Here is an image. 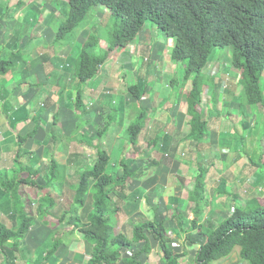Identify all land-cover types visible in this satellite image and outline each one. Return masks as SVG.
<instances>
[{"label": "crops", "instance_id": "1", "mask_svg": "<svg viewBox=\"0 0 264 264\" xmlns=\"http://www.w3.org/2000/svg\"><path fill=\"white\" fill-rule=\"evenodd\" d=\"M92 14L95 19L106 17V11L101 7L94 8ZM3 28L0 23V37L3 36L8 42L9 32L6 33ZM156 30L143 28L128 46L109 52L107 61L100 65L96 77L87 84H81L78 80L77 62L89 35L88 30L72 43L52 44L53 34L47 30L44 33L47 43L40 36L30 44L28 32L25 45L20 40L19 48L27 49L23 55L26 58L24 68L19 73L11 72L4 79L13 81L17 74H21L30 79L26 84L32 86H21L19 83L21 89L29 86L28 91L23 89L27 96L19 94L18 86L10 91L6 88L3 93L0 90V222L8 227L18 223L11 198L16 188L4 189V185L11 183L6 188L16 187L12 185L19 176L21 159H17V150L21 146L20 135L30 133L37 127L36 134L23 147L29 152L44 148L41 161H50L45 152L48 148L49 156L54 158L52 120L49 117L55 114L61 119L60 134L65 136L57 150L63 151L58 154L62 155L61 158L65 157L66 162L58 163L70 168L65 175L61 170L58 180L65 179L66 183L68 179H79L80 169L92 168L100 151L108 153L110 157L108 173L120 174L121 161L126 159L134 175L126 188L111 193L113 207L118 210L114 217L115 230L132 238L136 224L164 220L172 237L170 248L177 253L189 251L187 256L179 259L178 264H199L196 256L200 244L206 240L203 229L216 227L231 216L237 206L254 208L264 204L261 202L264 198V147L259 149L258 146V139L262 142L261 137L264 136L258 133L257 122L247 119L245 107H239V86L234 84V88L232 83L224 80L229 78L235 82L238 79L220 72L218 84L209 81L206 86L203 98L208 95L207 102H203L198 109V119L189 115L186 95L191 86L187 83L182 88V82L178 87L174 85L176 80L182 79L179 77L182 68L180 65L177 67L171 57L167 56L166 67L157 62L160 59L155 53L157 46L165 49V45L155 41L154 34L158 36ZM21 36L25 38V34ZM108 43L109 40L101 46L103 51L107 50ZM165 44L170 47V44ZM226 82L228 84L225 85ZM137 84L140 86L139 93L133 94L130 86ZM221 85H225L224 90ZM174 90L178 91V98L172 94ZM20 97L27 98L26 102L23 103ZM237 98L240 100L235 101ZM218 100L221 104H218ZM21 109L22 117L27 115V120L20 121ZM35 109L40 111L41 118H38L40 113H34ZM139 110H145V125L133 144L125 134L132 120L139 116ZM79 114H83V117ZM204 122L207 123V132H200L197 127ZM75 143L81 149L91 147L94 153L74 151L75 147L71 144ZM117 149L119 153L115 152ZM72 153L78 156L71 159ZM22 162L30 163V157L25 154ZM201 173L205 176L206 204L193 228L195 203L190 199V193ZM27 175L25 172L20 176ZM38 178L46 180V175ZM65 183L62 182V185ZM59 187L54 189V193ZM73 190L72 199L75 198L76 188ZM63 191L64 188L59 191L60 195H51L52 201L58 204ZM37 201L39 198L31 204L35 210L31 229L17 246L11 244L0 248V264H87L91 259L93 244L83 237L76 222L78 219L83 223L89 221L94 204L92 196H85L83 207L72 209L70 206L63 209L61 215L60 211H53L61 205L55 203L48 208L50 201L43 205L44 210L41 208L42 213L37 215ZM56 231L51 244L54 246L59 242L60 245L55 253L47 256L53 247L48 248L45 244L50 243ZM146 235L149 248H144L145 242H135L132 247L123 248L119 264H126L124 258L135 254L140 264H167L159 241L147 231ZM216 264L247 262L241 259L239 250H235Z\"/></svg>", "mask_w": 264, "mask_h": 264}, {"label": "trees", "instance_id": "2", "mask_svg": "<svg viewBox=\"0 0 264 264\" xmlns=\"http://www.w3.org/2000/svg\"><path fill=\"white\" fill-rule=\"evenodd\" d=\"M68 4L65 18L57 31L56 44L67 33H73L75 38L85 26L92 25L93 28L94 23L91 19L94 18L92 11L95 6L107 7L120 21L115 33L109 36L107 50L103 51L101 48L102 39L99 33L92 31L86 38L77 62V75L81 84H87L93 80L98 74L100 65L109 58V52L132 43L149 21L160 29L166 39L176 40L171 58L175 64L183 67L184 74L182 79L176 80L174 85L178 87L179 82H182L183 88L189 83L188 80L192 79V87L186 95L189 115L198 119L200 116L198 109L203 103L206 86L209 81L215 84L217 76L204 71L214 51L217 48L230 47L232 48L231 65L237 70L239 85L242 86L239 96L241 107L246 104L256 105L259 106L260 113L264 114V86L262 85L264 0H69ZM75 32L77 33L74 34ZM33 39L34 37H30V44ZM19 46L20 38L17 36H13L7 43L3 42V48L0 49V77L7 76L11 72H19V67L24 66L25 50ZM23 83L26 81L21 80L20 84ZM139 88L138 84L130 86L133 94H138ZM79 102L78 99L77 104ZM23 109L20 110V121L27 120V115L22 117ZM139 112L137 120L131 123L125 134L133 144L136 143L145 125V110H139ZM80 116L83 117V114ZM60 120L58 114L53 115L51 137L56 143L60 140ZM206 126L207 123L204 122L198 125L197 130L200 132L206 130ZM36 130L37 127L28 134L20 135V145H24L30 137H33ZM20 148L17 152V159H21L19 176L15 178L12 185L16 187L6 188L11 183L4 185V189L16 188L11 198L18 223L16 226L8 227L0 222V248L11 244L17 246L26 237L34 223L35 210L31 204H34L33 201L39 197H32L30 202H25L22 190L29 185H37L38 177L46 171L45 183L40 184V187L49 188V194L39 199L43 202L50 199L49 208L56 203L55 200L52 201L51 195L55 189L54 183L58 182V177L62 174L61 165L56 160H52V165L47 171L46 165L37 167L36 159L39 160V156L35 154V151L23 152L22 146ZM25 154L30 157V163L22 162ZM98 155L99 158L92 168L82 171L72 203L74 208L83 207L85 196L88 194L94 200L89 221L83 223L81 219H78L76 222L83 237L93 244L91 259L87 264H119L122 249L132 247L135 242H145L144 248H149L146 231L159 241L167 264H178L179 259L187 256L189 251L177 253L170 248L169 243L172 237L164 220L136 224L132 238L115 230L114 217L118 210L113 207L111 193H117V189L126 188L134 173L129 170L126 159L121 161L120 174L108 173L107 167L110 161L108 153L100 151ZM77 156L74 153L70 154L71 159ZM25 172L29 175L20 176ZM190 199L195 203L193 220V228H195L206 204L203 173L197 176ZM41 207L43 203L38 205L39 213H42ZM202 232L206 235V240L200 244L196 256L197 263L214 264L216 261L229 257L238 247L239 256L247 264H264V204L254 208L237 206L231 216L223 219L216 227L205 228ZM59 245V242L55 243L47 256L55 253ZM137 257L138 255L135 254L130 258H124V261L126 264H140L136 260Z\"/></svg>", "mask_w": 264, "mask_h": 264}, {"label": "rangeland", "instance_id": "3", "mask_svg": "<svg viewBox=\"0 0 264 264\" xmlns=\"http://www.w3.org/2000/svg\"><path fill=\"white\" fill-rule=\"evenodd\" d=\"M68 1L69 0H0V16H1L0 17V23H1V27L4 26L3 29H5L6 33L9 32L10 34H12L14 36L19 37L20 40L22 39L23 40L22 45H25V39L27 38V32L29 33L30 37H32V38L34 37L32 43H34L35 40L37 38H39L40 36H42L44 43H47L48 40H47V37L45 36V34H46L45 31L47 30V32L49 34H53V39L51 42L54 45H58L60 43H65V42L72 43L73 42L72 39H75L77 36H79L82 32H84L86 30H88V34L92 33V31L95 33H99V35L102 39L101 45H103L108 41L109 36L112 35V33H115V29H116V27H118L120 21L116 18V16H114L111 13L110 10L107 9V7L99 5V6H95L94 8H96V7L103 8L104 11H106V17H105V19H100V18H97V19L92 18L91 19V20L95 19L94 28H98V30L95 31L92 28V25H88V26H85L84 28H82L79 32L77 31L78 34L75 36V38L73 36V33H67V35L65 37H62V40L58 44H56L55 39H56V36L58 34L57 31L59 30L60 25L65 18L66 9H68V7H69ZM99 16L100 15H98L97 17H99ZM1 19H2V21H1ZM37 27H39V29H37ZM148 27H152V28L157 29L156 31L158 33V36L156 34H154V39H155V41H158L159 43H162L163 45H165V49L163 47L157 46L158 51H156L155 53L160 58L157 61V62H159V65H161L163 63V66L166 67L167 66L166 62L168 61L167 56L169 58L171 57V52L173 50V47L175 46V39L174 38L166 39L165 36L163 35V33L160 31V29L157 26H153V24L150 23L149 21L145 24L144 28H148ZM21 30H22V32H21ZM77 32H75L74 34H76ZM9 33L7 35V38L10 41L13 37L11 35H9ZM22 34H25V38L23 36H21ZM2 37L3 36L0 37V49L3 48V42L4 41L7 42V40H5V38H2ZM30 37H29V40H30ZM153 42H154V40H153ZM165 42L170 44V47H169V45L165 44ZM44 43H42L38 46H41ZM44 49H49V48L45 47ZM231 55H232V48L231 47L226 48V49L217 48L214 51V53L210 59V62L204 71L210 75H216L217 76L215 78L216 79L215 84H218L217 80H220V78H219L220 72L226 73V76L231 77L232 79H238L239 78V75L237 74V70L231 65ZM2 59H4L3 55H2ZM176 65L178 66L180 64H176ZM180 67L182 68V71L179 73V77L182 78V76L184 74V70H183V67L181 65H180ZM22 68H23L22 66L19 67V69H22ZM209 70H210V72H209ZM17 73H19V72H17ZM15 74L16 73H14V75ZM4 77L5 76H3L2 80L0 81L1 93H3L6 88H8V91H10L17 86L19 87V83L21 80H22V82L23 81H26V82L29 81L30 82L29 78L23 77L21 74H17L16 78L14 77V80L9 81V82H7L6 81L7 78L4 79ZM224 80L228 81V83H232L231 85L234 88H235L234 84H237L239 86L238 91H237V95L239 93H241L242 86L239 85V80L238 81L236 80L235 82H232L229 78L224 79ZM190 81H189V84L192 87V79H190ZM221 82H224V81H221ZM228 83L226 82L225 85ZM24 84L30 85V84H26V83H23L20 85L22 86ZM225 85H221L222 90H224ZM262 85L264 86V78L262 79ZM30 86H32V85H30ZM18 89H19V94L21 96L22 95L27 96L28 93H26V91L29 90V86L23 87V89H26V91H23V89H21V87H19ZM172 92H173L172 94H174V97L178 98V91L174 90ZM15 96L19 98V96H17L16 94H15ZM207 96L208 95L204 96V98H203L204 104H206V102H207V100H206ZM235 97H237V96H235ZM40 98H41V96L39 97V99ZM20 99H22L23 103H25L27 100V98H21V97H20ZM239 100H240L239 98L235 99V101H239ZM186 103H187V101H186ZM219 103L221 104L220 100H218V104ZM239 107H241V106H239ZM242 107H245V109L247 110V112L245 114L247 116V119L254 120L256 122L258 121V123L256 124V127L258 128V133H260L261 135L264 136V118H262L264 116V114L260 113L259 106H256V105L251 106V105L246 104V105H243ZM232 112H233V114H235V111H232ZM34 113H37V115H38V113H40V111L38 112V110L35 109ZM39 117L40 118L42 117L41 113L39 114ZM49 120L53 121V116L49 117ZM136 120L137 119L135 118L134 120H132V122H134ZM260 120H261V122H260ZM60 123H61V121H60ZM22 125L23 124H21V126ZM62 135L60 134V140L65 139V136H62ZM61 137H62V139H61ZM261 138H263V140H264V137H261ZM60 140H59V142H60ZM258 140H259L258 146H259V149H261L264 147V141L260 142V139H258ZM59 142L56 143L53 139V150H54L53 157L54 158H52V159H51L52 156H49V153H48L49 149L46 148L45 153H46L47 158L50 159V161H46V162L41 161L44 148H42V149L36 148L35 149V154L39 156V160L36 159V162L38 163L37 164L38 168L43 167L45 165L47 167L48 166L50 167L52 165L53 159L57 160V162H59V163H63L64 161L66 162L65 157L61 158L62 155L58 154L59 152L63 153V151L57 150V146H58ZM71 145L75 147L74 151L82 152L85 150L88 154L94 153V150L91 147L84 146V147H82L83 149H81V148H78L76 146V143L71 144ZM21 146H22L23 152H25V148L23 147V145H21ZM17 152H19V150H17ZM115 152L119 153L120 151H119V149H117ZM247 152H250V150L247 149ZM251 152H253V151L251 150ZM60 165H61V170H62L63 174L65 175V173H67L68 170L70 169V168H68L69 165L68 166L62 165V164H60ZM49 167H48V169H49ZM48 169H47V171H48ZM262 171L263 170H261V172ZM44 173H45V171L43 172V175H44ZM81 173H82V170L80 169V175H81ZM40 179H42V178H40ZM40 179H38L39 183H37V185H35V184H34V186L29 185L22 190L23 197L28 202H30L32 197L43 198L44 193L49 194V188L42 189L43 187H40V184L45 183L44 180L42 181ZM58 182H61V183L58 185L54 184V186H55V188L60 186L59 187L60 189H58V191L55 193L53 192L54 193L53 195H57V194L60 195L59 191L63 190V188H64V191L62 192L61 201L57 204L58 206L59 205H61V206L59 208H56L55 210L53 209V211H57L58 213L60 211L59 214L61 215L63 209H68V208H70V206L72 209L74 208V205L70 204V203L73 200L72 199L73 195H74L73 189L76 188L75 184L79 182V179H78V177H76L75 180L68 179V181L66 183H65V179L63 181L58 180ZM62 182H64L65 184L62 185ZM5 183H7V182H4V184ZM51 190H52V188H51ZM48 201H50V199H48ZM261 202H264V198L261 200ZM41 203H43V205H44L46 202H43V200L39 199V202L37 201V205L38 204L40 205ZM41 208H43V207H41ZM37 214L39 215L38 209H37ZM54 235H57V231H56V233H54L51 236L50 243L48 241L45 244V245H48L47 246L48 248L53 247V245L51 244V241H52ZM236 250H239V248L237 247ZM216 263H217V261L214 264H216Z\"/></svg>", "mask_w": 264, "mask_h": 264}]
</instances>
